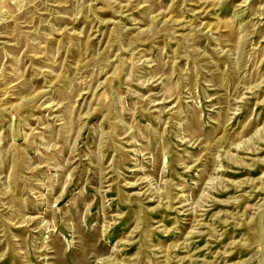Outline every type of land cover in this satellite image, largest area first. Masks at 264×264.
<instances>
[{"label":"rangeland","instance_id":"rangeland-1","mask_svg":"<svg viewBox=\"0 0 264 264\" xmlns=\"http://www.w3.org/2000/svg\"><path fill=\"white\" fill-rule=\"evenodd\" d=\"M0 264H264V0H0Z\"/></svg>","mask_w":264,"mask_h":264}]
</instances>
